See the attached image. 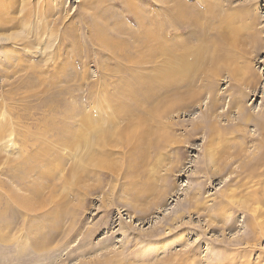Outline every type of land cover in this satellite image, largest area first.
<instances>
[{
	"label": "rangeland",
	"instance_id": "obj_1",
	"mask_svg": "<svg viewBox=\"0 0 264 264\" xmlns=\"http://www.w3.org/2000/svg\"><path fill=\"white\" fill-rule=\"evenodd\" d=\"M183 1L139 9L175 11L194 79L142 64L127 0H0V264H264V0Z\"/></svg>",
	"mask_w": 264,
	"mask_h": 264
},
{
	"label": "bare ground",
	"instance_id": "obj_2",
	"mask_svg": "<svg viewBox=\"0 0 264 264\" xmlns=\"http://www.w3.org/2000/svg\"><path fill=\"white\" fill-rule=\"evenodd\" d=\"M104 1H106V0H104ZM141 1V0H140ZM154 1H156V2H159V3H170L172 0H161V1H159V0H154ZM103 2V1H102ZM148 2V1H147ZM173 2H174V6L176 7V9L178 10V13H179V15H181V14H183L182 12H184V11H186L185 9H186V7H188V8H191L189 5H187L186 4V2H184L183 0L181 1V0H173ZM166 3V4H167ZM125 4L126 5H124V6H126V7H128V8H131V6L134 8V13H133V16H132V20H134L136 23V26L138 27V29L137 30H139V33L138 34H141V35H139V37L137 36L136 37V39L140 42H138L137 40V43L141 46V47H139V49H137L138 51H141V49H143V45H145L146 46V48H147V53L149 54L148 56H151L152 58H150V57H147V58H150V59H154L155 58V60L153 61V63H151V62H149V63H146V60H144V58L145 57H143L142 58V60L145 62V63H142V64H147V65H151V66H155L154 68H156L157 67V65H158V63L157 62H159L158 60L159 59H161V61H164V63H165V65H166V69H167V75H168V73L169 72H175L176 74H183V73H190V72H192L191 74V76H190V78H192V79H194V76H196V71H200V70H198V63L200 62L201 63V65H203V62L199 59V61H196L195 62V60L196 59H194V57H192V55L191 54H193L192 53V50L194 49L193 47H191V48H193L192 50H191V48H189L190 50H191V54H190V56H187V55H185V54H187V53H189V51H187V50H189L188 49V47H189V45L188 46H183V47H180V46H178V45H175V42H174V38H172V37H170L169 36V33H172V32H174V31H177V28H173L172 30H169V32H168V30H166V29H162V32H160V29H159V25L160 26H162L163 27V25L160 23V17H161V15L162 14H164V15H167V16H169L170 18V20H172V18H174L175 16H177V15H174L173 16V13L175 12H172L171 14H170V12L169 11H165V13H163L162 11H161V13H159V12H156V13H150V14H148L147 12H145V11H142V10H140L139 9V0H130V2L127 0V3L125 2ZM171 6V5H170ZM132 8V9H133ZM187 8V9H188ZM8 9V8H7ZM59 9V8H58ZM132 9H131V11H132ZM170 9H173L172 7L170 8ZM129 11V10H128ZM130 11V12H131ZM140 11H141V13H140ZM173 11V10H172ZM10 12V11H9ZM135 12H136V14H135ZM189 12V11H188ZM181 13V14H180ZM186 13V12H185ZM193 13V12H192ZM104 14V13H103ZM188 14H190V13H188ZM188 14H186V15H188ZM183 16H184V14H183ZM190 16V15H189ZM112 17V16H111ZM165 17V16H164ZM195 17V16H194ZM190 18V17H189ZM164 19V18H163ZM188 20V19H187ZM190 20V19H189ZM10 21V20H9ZM184 22H185V19H184ZM183 22V23H184ZM13 23V22H12ZM186 23V22H185ZM188 23V22H187ZM179 24H180V22H179ZM182 24V23H181ZM10 25H11V23H10ZM190 25V24H189ZM197 25V24H196ZM8 26H9V23H8ZM171 26V25H170ZM186 26V25H185ZM193 26V25H192ZM130 26H128V28H129ZM166 27V26H165ZM190 27V26H189ZM195 27V26H194ZM172 28V27H171ZM131 28H129L128 29V31H130V32H132L133 30H130ZM143 30V31H142ZM128 31H126V32H128ZM135 31V30H134ZM191 31V30H190ZM137 32V31H136ZM133 33V32H132ZM160 33V34H159ZM194 33V32H193ZM130 34V33H129ZM162 34H164V35H162ZM189 34V33H188ZM187 34V35H188ZM192 34V33H191ZM191 34H189V37H190V35ZM181 37V36H180ZM188 37V38H189ZM195 37V36H194ZM154 39H157V41L156 40H154ZM193 39V38H192ZM177 42V41H176ZM191 46V45H190ZM203 46V45H202ZM178 47H180V48H178ZM197 48V47H196ZM198 49V48H197ZM193 51H195V50H193ZM200 53V52H199ZM198 53V54H199ZM145 53L143 52L142 53V55H144ZM145 56V55H144ZM183 56H186V59L185 60H187L185 63H182V58H183ZM185 58V57H184ZM146 59V58H145ZM184 61V60H183ZM148 62V61H147ZM163 63V62H162ZM140 65V64H139ZM134 68H136L135 66L133 67V69ZM201 67H199V69H200ZM132 69V70H133ZM135 70V69H134ZM155 70V69H154ZM165 71V69L163 70V71H160V72H164ZM132 72V71H131ZM159 72V73H160ZM157 73V72H156ZM158 75H160V74H158ZM164 75V74H163ZM201 75V74H200ZM199 75V76H200ZM162 76V75H161ZM202 77V76H201ZM145 79V78H144ZM138 80V79H137ZM141 80V79H140ZM201 80V79H200ZM168 81H174L173 83V85H172V87H174L176 90L177 89H182L181 88V85H182V81H180L179 83L177 82L178 80H173V79H168ZM185 82V81H184ZM186 83V82H185ZM188 84H187V86H188V88L194 83H192V81L190 82H187ZM196 84L198 83V82H195ZM169 87H171L170 86V84L168 85ZM186 86V85H185ZM194 86H195V84H194ZM212 87V86H211ZM173 88V89H174ZM193 89V88H192ZM213 89H214V87H213ZM212 89V90H213ZM165 90L166 91H168V88H166L165 87ZM189 91H191V90H189ZM184 92H185V90H184ZM204 92V91H203ZM131 93V92H130ZM186 93V92H185ZM184 93V94H185ZM253 93V92H252ZM183 94V95H184ZM190 94H191V92H190ZM193 95V94H192ZM196 95H198L197 93H196ZM243 95V94H242ZM188 97H189V95H188ZM194 97H195V95H194ZM193 97V98H194ZM243 97H244V95H243ZM184 98H186V94L184 95ZM209 98V97H208ZM215 98V97H214ZM192 99V98H191ZM190 99V100H191ZM181 100H183V99H181ZM193 100V99H192ZM244 100V99H243ZM135 101H137V100H135ZM151 101V100H150ZM185 101V100H184ZM213 101H214V99H213ZM215 101H216V99H215ZM214 101V102H215ZM217 102V101H216ZM215 102V103H216ZM207 103V102H206ZM236 103V102H235ZM165 104V103H164ZM208 104V103H207ZM212 104V102L210 103V105ZM214 104V103H213ZM209 105V106H210ZM217 105V104H216ZM228 105V104H227ZM165 106V105H164ZM183 106V105H182ZM182 106H180V108L182 107ZM209 106H206L207 107V109H206V111H207V116L209 115L210 117L212 116V114L214 113V110L215 109H213V107H209ZM219 106V105H218ZM158 107V106H157ZM161 109V108H160ZM159 109V110H160ZM229 108H225L222 112H220V114H218V115H220V116H218V118L220 117L221 118V116H222V114H226V115H228L229 113V110H228ZM187 111V110H186ZM246 112V110L245 109H243V110H240V116L238 115H236V118H232L233 116H231L230 115V117L231 118H228V123H231L230 125H229V127L230 128H234V132H236L235 130V128L238 126V125H245V126H247L248 124H250L252 121H254V120H256L254 117H253V115H251V114H247V113H245ZM143 115H145V114H143ZM159 115V114H158ZM147 116V115H146ZM206 116V115H205ZM205 116H203V117H205ZM235 116V115H234ZM209 117V118H210ZM214 117H215V115H214ZM216 117H217V114H216ZM144 118V117H143ZM142 118V119H143ZM204 120V119H203ZM227 120V119H226ZM208 122H209V120H207ZM224 121V120H223ZM230 121V122H229ZM200 122V123H199ZM203 122H205V121H203ZM214 121H212V120H210V133H209V135L211 134V136L209 137V139H210V141H209V144L211 143V145L214 147L215 145L217 146L218 145V143L219 142H222L223 140H228L229 139V137H231V136H227V135H225L224 134V132H222V128H217L216 126H215V123H213ZM194 123H196V125H199V124H201V121H200V119H198L197 121L195 120L194 121ZM87 124V123H86ZM184 123H182V125H183ZM205 124V123H204ZM181 125V124H180ZM195 125V126H196ZM200 126H202V125H200ZM200 126H198V127H195L194 129L197 131V129H202L203 128V126H202V128L200 127ZM138 127V126H137ZM180 127V126H179ZM209 127V126H208ZM239 127V126H238ZM131 129V128H130ZM138 130V129H137ZM206 130V129H205ZM258 131L260 132L259 133V136H261L262 137V140H261V142H259V146H260V152H258V153H254L253 155L254 156H249V159L246 161V162H243L242 163V166L240 167V169H241V174L242 173H244V172H247L249 175H248V178L249 179H257V180H261L262 182H264V175H262L260 172L259 173H257V170L259 169H261L262 167L264 168V119H263V121H261V122H259L258 123ZM203 132V131H202ZM239 132V131H238ZM233 133V132H232ZM240 133V132H239ZM146 134V133H145ZM190 135V134H189ZM208 135V134H207ZM240 135V134H239ZM108 136V135H107ZM224 136H226L225 138H224ZM75 137V136H74ZM233 137V136H232ZM236 138L234 139V140H236L237 142H242V143H247V141H249V140H247V138H244L243 136H235ZM163 142V141H162ZM210 145V146H211ZM240 147V146H239ZM161 148V147H160ZM218 152V150H217V148H213V150H212V153L210 154V155H208V158H209V163H211V164H215L217 161H218V159H217V157L215 158V156H217V154H219V152ZM222 152H224L225 153V151H222ZM208 154H209V152H208ZM213 155H214V158H213ZM219 157V156H218ZM248 158V157H247ZM210 166V165H209ZM205 167H207V166H205ZM224 168L226 169V168H228V164H225L224 165ZM247 178H245V176L244 177H242V178H240L239 179V181H245ZM231 180V179H230ZM248 182V181H247ZM259 182V181H258ZM245 185V184H244ZM261 200V199H260ZM225 208V207H224ZM255 213V212H254ZM223 216H225V215H223ZM228 220V219H227ZM226 220V221H227ZM251 220V219H250ZM225 221V220H224ZM228 222V221H227Z\"/></svg>",
	"mask_w": 264,
	"mask_h": 264
}]
</instances>
